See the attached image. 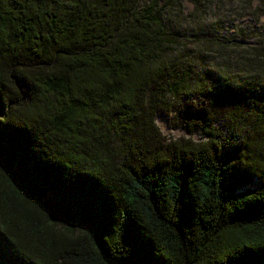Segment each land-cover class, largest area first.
I'll list each match as a JSON object with an SVG mask.
<instances>
[{
  "label": "trees",
  "instance_id": "1",
  "mask_svg": "<svg viewBox=\"0 0 264 264\" xmlns=\"http://www.w3.org/2000/svg\"><path fill=\"white\" fill-rule=\"evenodd\" d=\"M190 1L0 0V264H264V31Z\"/></svg>",
  "mask_w": 264,
  "mask_h": 264
},
{
  "label": "rangeland",
  "instance_id": "2",
  "mask_svg": "<svg viewBox=\"0 0 264 264\" xmlns=\"http://www.w3.org/2000/svg\"><path fill=\"white\" fill-rule=\"evenodd\" d=\"M183 3L188 13H196V9L190 0H183ZM200 12V18L192 23L197 26L204 25V32L216 38V47L208 49L211 59H209L208 55H204L207 58L202 59L203 65L208 69H212L215 67V64L217 65L223 60L224 56L221 54L236 51L235 47L232 50L226 46L224 48L223 46L220 47L222 43L221 38H217L216 36L229 38L232 42L243 48L257 45L262 37L261 34L264 31V0H208L205 8ZM196 17H191L190 19L194 20ZM180 43L184 48L193 47L191 42L186 39ZM178 50L183 51L184 49L179 46ZM218 91H222V88L219 87ZM191 101L197 105H203V101L198 97L191 98ZM212 113L214 114L212 122L224 131L225 119L223 115L218 109L212 110ZM155 123L167 140L190 138L195 141H200L202 139L201 134L198 132L189 133L184 127H171L170 115L158 114L155 118ZM258 186L259 183L255 180L243 191Z\"/></svg>",
  "mask_w": 264,
  "mask_h": 264
}]
</instances>
